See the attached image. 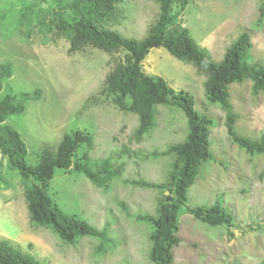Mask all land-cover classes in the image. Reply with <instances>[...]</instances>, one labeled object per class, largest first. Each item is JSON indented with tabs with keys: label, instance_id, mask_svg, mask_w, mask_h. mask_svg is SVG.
Wrapping results in <instances>:
<instances>
[{
	"label": "rangeland",
	"instance_id": "rangeland-1",
	"mask_svg": "<svg viewBox=\"0 0 264 264\" xmlns=\"http://www.w3.org/2000/svg\"><path fill=\"white\" fill-rule=\"evenodd\" d=\"M31 1L0 0V63L11 61L14 66V75L4 82L0 97L8 88L14 92L41 89V98L28 100L24 113L7 120L21 133L28 164L38 162L44 146H57L65 133L76 129L94 136L93 158L106 157L125 146L150 150L185 138L184 113L177 107L158 106L159 124L153 136L142 143L130 142L137 116L127 115L111 97L99 93L105 76L124 54L109 55L92 46L70 53L66 39L44 42L37 33L38 26H34L36 22L27 39L23 33L25 24L20 28L23 34L7 30L18 29L19 10L27 8ZM261 3L264 0H196L188 3L181 20L216 61L243 32L252 36L253 56H264V25L256 23ZM118 9L119 20L111 23V28L124 36L142 39L159 7L155 0H121ZM143 68L149 75L161 76L175 90L192 94L195 109L213 120L210 141L215 159L203 164L184 208L219 203L234 216L235 227L230 228L233 236L227 234L225 226L210 229L190 215L182 216L181 222L186 223L179 234L189 236L196 244L178 247L175 263L264 264V179L259 176L264 157L250 156L231 142L225 114L205 98L204 76L192 64L180 61L161 46L150 50ZM247 82L251 81L231 87L232 94L237 90L233 100L238 101V110L246 117L238 119L236 126L258 137L264 133V95H252ZM122 161L127 162L124 177L134 178L139 173L156 181L164 178L165 164L161 162L135 156ZM0 174L5 179L0 182V238L48 264H123L124 260L126 264H149L146 251L151 226L136 221L133 215L141 210L154 212L155 191L120 182L111 197L81 173L56 172L48 193L62 211L78 214L99 228L106 219L115 224L113 236L119 245L99 257L93 253L96 238L87 236L78 247L63 246L50 229L32 226L21 178L1 155ZM117 199L127 201L130 215L121 211L114 202Z\"/></svg>",
	"mask_w": 264,
	"mask_h": 264
},
{
	"label": "trees",
	"instance_id": "trees-1",
	"mask_svg": "<svg viewBox=\"0 0 264 264\" xmlns=\"http://www.w3.org/2000/svg\"><path fill=\"white\" fill-rule=\"evenodd\" d=\"M155 1L159 7L157 16L142 39L124 36L111 28V23L119 20L118 4L121 0H32L27 8L19 10L18 29L7 30L18 32L25 24L27 28L23 33L27 39L33 32L32 23L36 22L34 26H38L37 33L42 35L44 42L66 39L70 53L82 51L87 46L101 49L109 55L122 52L123 59L116 60L99 93L111 97L127 115L137 116L130 142L142 143L153 136L159 124L158 106L177 107L184 113L187 133L183 140L167 142L162 148L150 150H131L125 146L106 157L93 158L94 136L76 129L65 133L57 146H44L38 162L28 164V150L21 133L7 120L10 116L24 113L28 100L41 98V89L14 92L8 88L0 97V155L7 160L11 171H16L21 178L30 224L50 229L63 246L78 247L87 240L85 237L96 238L98 241L93 253L99 257L119 245L113 236L115 224L106 219L99 228L78 214L62 211L48 193L49 183L56 172L81 173L111 197L120 182L155 191L154 212L141 210L133 217L151 226L146 251L149 264H176L177 248L196 244L189 236L179 234L186 223L181 222L182 216L190 215L210 229L225 226L229 236H233L230 228L235 227L234 216L219 203L184 208L189 200L190 187L200 175L203 164L215 159L210 141L213 120L195 109L192 94L175 90L161 76L147 74L143 62L152 48L162 46L180 61L192 64L196 72L204 76L205 98L224 112L231 142L250 156L264 157V133L254 137L237 129L238 119L244 118L245 114L238 110V101L233 100L237 90L233 94L231 91L234 83L250 80L247 82L249 92L256 97L264 95V56H253L252 36L243 32L227 48L223 58L216 61L181 20L188 3L196 0ZM256 23L261 27L264 25V3L259 5ZM13 75V63L1 62L0 93L4 82ZM132 156L165 164L164 178L156 181L139 173L134 178L124 177L127 162L122 160ZM163 159L167 160L163 162ZM259 176L264 179V169ZM4 180L0 174V182ZM114 202L121 211L131 214L127 201L117 199ZM0 264L48 263L24 252L10 240L0 238Z\"/></svg>",
	"mask_w": 264,
	"mask_h": 264
}]
</instances>
